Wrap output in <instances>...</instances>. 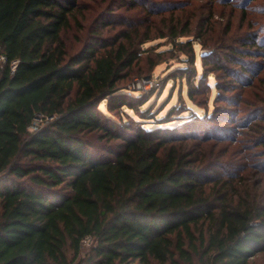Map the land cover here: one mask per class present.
Masks as SVG:
<instances>
[{
	"label": "trees",
	"instance_id": "1",
	"mask_svg": "<svg viewBox=\"0 0 264 264\" xmlns=\"http://www.w3.org/2000/svg\"><path fill=\"white\" fill-rule=\"evenodd\" d=\"M80 11L78 0H0V264L264 263L263 167L237 175L215 144L209 154L197 148L198 118L135 129L100 109L139 110L141 97L123 82L144 44L170 36L192 45L179 41L189 30L142 38V23L128 16L109 41L96 36L111 24L102 20L70 55L64 35L82 28ZM41 115L52 119L31 131ZM209 131L205 146L225 140Z\"/></svg>",
	"mask_w": 264,
	"mask_h": 264
},
{
	"label": "rangeland",
	"instance_id": "2",
	"mask_svg": "<svg viewBox=\"0 0 264 264\" xmlns=\"http://www.w3.org/2000/svg\"><path fill=\"white\" fill-rule=\"evenodd\" d=\"M124 1L78 0L86 11L78 12L82 28L74 26L64 35L68 53H77L95 33L92 23L98 26L102 20L111 23L104 30H96V36L101 33L109 40L125 27L121 18L128 16L142 23V38L168 34L172 27L178 33L187 28V36L179 41L191 40L192 45L173 44L170 36L145 43L144 49L149 51L141 54L132 70L133 76L123 82V92L141 97L139 110L125 107L110 112L104 102L100 105L103 113L117 122L132 124L135 129L151 130L157 125L172 129L198 118L200 136L194 139L197 148L204 146L201 151L209 154L210 144H215V157L222 163H230L228 171L237 175L246 166L264 168V146L257 143L261 138L259 128H264V0H135L136 7L123 6ZM92 7L97 14L91 20L88 11ZM142 79L151 84L139 90L137 84ZM143 110L159 120L143 122L140 118ZM51 119L41 115L36 124L44 126ZM209 128V135L225 140L202 144V133ZM95 142L100 147L110 146L96 138ZM90 245L83 243V249Z\"/></svg>",
	"mask_w": 264,
	"mask_h": 264
},
{
	"label": "built area",
	"instance_id": "3",
	"mask_svg": "<svg viewBox=\"0 0 264 264\" xmlns=\"http://www.w3.org/2000/svg\"><path fill=\"white\" fill-rule=\"evenodd\" d=\"M6 61H7L6 56L0 52V63H1V64H4V63H6ZM15 68H16V62H14V63L12 64V69L14 70ZM149 82H150V81H148L147 79H146V80H145V79H142V80L137 84V88H138L139 90H140V89H146V88L149 86V85H148ZM150 84H151V82H150ZM38 118H39V117H38ZM38 118L35 119L33 125L30 127V130H31V131H36V130L38 129V125L36 124V121H37ZM83 243L89 245V244L91 243V239H90L89 237H86V238L84 239Z\"/></svg>",
	"mask_w": 264,
	"mask_h": 264
},
{
	"label": "water",
	"instance_id": "4",
	"mask_svg": "<svg viewBox=\"0 0 264 264\" xmlns=\"http://www.w3.org/2000/svg\"><path fill=\"white\" fill-rule=\"evenodd\" d=\"M147 79H148V77H147Z\"/></svg>",
	"mask_w": 264,
	"mask_h": 264
}]
</instances>
